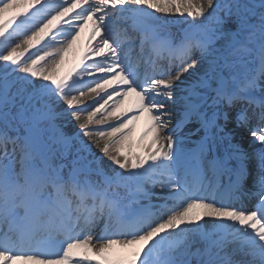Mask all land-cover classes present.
Instances as JSON below:
<instances>
[{"label": "snow or ice", "instance_id": "6c2138e0", "mask_svg": "<svg viewBox=\"0 0 264 264\" xmlns=\"http://www.w3.org/2000/svg\"><path fill=\"white\" fill-rule=\"evenodd\" d=\"M0 264H264V0H0Z\"/></svg>", "mask_w": 264, "mask_h": 264}, {"label": "rangeland", "instance_id": "374dc122", "mask_svg": "<svg viewBox=\"0 0 264 264\" xmlns=\"http://www.w3.org/2000/svg\"><path fill=\"white\" fill-rule=\"evenodd\" d=\"M232 112L230 110V118H231ZM228 127H233V124L231 123V119L229 121ZM242 134L237 136L236 142L241 143V145L245 148L248 146V141L251 139L249 138V133L246 130H241Z\"/></svg>", "mask_w": 264, "mask_h": 264}, {"label": "bare ground", "instance_id": "6f19581e", "mask_svg": "<svg viewBox=\"0 0 264 264\" xmlns=\"http://www.w3.org/2000/svg\"><path fill=\"white\" fill-rule=\"evenodd\" d=\"M85 37H86V32L82 34V36H81V40H80L79 44H82V43H83V39H84ZM70 59H71V57H70ZM249 138H251L250 135H249ZM249 206H250V205H249Z\"/></svg>", "mask_w": 264, "mask_h": 264}]
</instances>
